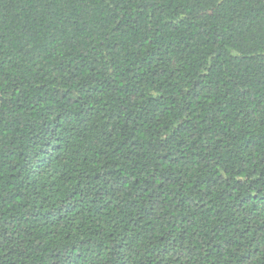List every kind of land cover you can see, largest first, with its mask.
Here are the masks:
<instances>
[{
    "label": "trees",
    "instance_id": "1",
    "mask_svg": "<svg viewBox=\"0 0 264 264\" xmlns=\"http://www.w3.org/2000/svg\"><path fill=\"white\" fill-rule=\"evenodd\" d=\"M0 264H264V0H0Z\"/></svg>",
    "mask_w": 264,
    "mask_h": 264
}]
</instances>
